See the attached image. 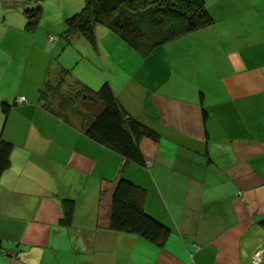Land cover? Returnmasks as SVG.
Segmentation results:
<instances>
[{"label": "crops", "instance_id": "obj_1", "mask_svg": "<svg viewBox=\"0 0 264 264\" xmlns=\"http://www.w3.org/2000/svg\"><path fill=\"white\" fill-rule=\"evenodd\" d=\"M52 1L56 21H45L53 6L42 1L43 18L28 27L33 4L0 0V137L14 144L0 178V264H264L254 261L264 250V0H203L210 24L143 50L146 70L113 85L159 133L149 166L94 139L87 119L45 105L46 83L69 69L58 30L85 4ZM181 43L184 56L157 52ZM120 176L146 190L145 209L170 227L163 245L98 225Z\"/></svg>", "mask_w": 264, "mask_h": 264}, {"label": "trees", "instance_id": "obj_2", "mask_svg": "<svg viewBox=\"0 0 264 264\" xmlns=\"http://www.w3.org/2000/svg\"><path fill=\"white\" fill-rule=\"evenodd\" d=\"M28 27L37 24L41 15L43 0H26ZM30 7V6H29ZM212 18L203 0H85L80 12L65 18V36L70 38L75 34L83 35L92 45L96 44V27L105 26L132 47L146 51L158 44L196 31L210 24ZM159 27L162 34L158 38H145V26ZM70 69L63 68L53 85L46 83L42 90L45 105L52 110L53 101L50 95L60 99L58 114L63 109L75 105L77 98L89 108L90 118L87 122V133L94 139L109 145L119 152L126 160L146 164L149 158H154L159 144V133L143 124L129 114L120 104L115 91L108 83L99 90H93L79 82L71 83L73 87L71 98L60 91ZM74 92V93H73ZM75 94V95H74ZM27 98V97H26ZM96 105L97 110L90 107ZM71 108V109H72ZM5 116L9 113V105L4 106ZM206 116V113H205ZM14 144L0 137V178L11 165V153ZM106 189L102 190L105 197ZM110 203L106 210L101 205L98 225L115 231L136 234L151 242L163 245L171 229L168 225L151 215L145 209L143 202L146 190L134 181L120 176L110 187ZM1 245V240H0Z\"/></svg>", "mask_w": 264, "mask_h": 264}, {"label": "rangeland", "instance_id": "obj_3", "mask_svg": "<svg viewBox=\"0 0 264 264\" xmlns=\"http://www.w3.org/2000/svg\"><path fill=\"white\" fill-rule=\"evenodd\" d=\"M47 2V4H52L53 8L50 9L46 13V22H55L57 17V10L54 6H59L58 4L54 3L52 0H43ZM50 2V3H48ZM43 3V2H42ZM72 3L70 0H64L63 5L65 7H69V5ZM84 7V6H83ZM79 8L77 11L72 12L68 14L70 16L74 15L75 13H78L83 8ZM43 12V7L41 6ZM42 18H43V13ZM41 16V15H40ZM40 27L37 28V30ZM97 28V27H96ZM65 25L62 26L61 30H58V33H61V39H63L62 43V55L61 58H65L68 61V68L74 74L76 77H82L85 79H90L92 83L91 89L93 90H99L104 84L108 83L113 87H122L129 83L131 76H136L138 71H145L147 68V65L151 64V57H144L143 56V48L140 47L138 49L132 47L127 42H124L121 40V38L118 36L117 33L109 30L108 28H101L98 27L95 32L96 36V44L92 45L89 40L83 39L84 44L80 43V41L71 42L68 41L67 37L65 36ZM37 30H34L32 32V36L37 34V38L39 41H41L43 30H45V26L43 27L41 25V30L37 32ZM144 34L145 38H151L153 37L157 38L160 37L162 34V31L159 27H152V26H145L144 27ZM48 35V34H47ZM99 40V42H98ZM159 45V44H158ZM161 46V44L159 45ZM184 43H181L180 45L171 46V47H158L157 52H161L166 57V51L167 54H170L171 56H184L183 48ZM74 48L77 49L78 54L75 53ZM101 50L106 51L107 55L104 57L101 53ZM149 58L148 61H146ZM182 59V57H181ZM180 60L177 59L176 62ZM147 64V65H146ZM75 67V68H72ZM73 69V70H72ZM128 75V76H127ZM127 78V79H126ZM81 79V78H80ZM136 78H133L132 80H135ZM83 82L87 83L83 79H81ZM136 82V80H135ZM88 84V83H87ZM90 87V86H89ZM73 87L70 86V83L67 84L65 82L63 86L61 87L60 91L65 94L67 98H71V92ZM75 92V91H74ZM73 92V93H74ZM75 95V94H74ZM48 99H51L53 101L54 108L57 109L60 103L59 97H53L52 95L49 96ZM83 97L77 98L75 105L73 106H79L78 109H80L81 112L76 111L72 108V106L68 107L69 109L65 110L63 109V112L71 111L76 116L82 117L85 119H89L90 115L88 114L89 108L85 107L86 105L82 101ZM72 108V109H71ZM81 118V119H82Z\"/></svg>", "mask_w": 264, "mask_h": 264}, {"label": "built area", "instance_id": "obj_4", "mask_svg": "<svg viewBox=\"0 0 264 264\" xmlns=\"http://www.w3.org/2000/svg\"><path fill=\"white\" fill-rule=\"evenodd\" d=\"M51 40L54 41L55 38L52 36V37H51ZM16 102H17L18 104H20V103H25V102H27V98H26L25 95H20V96L17 97ZM151 163H152L151 160H148V161L146 162V164H147L148 166L151 165ZM263 258H264V250L261 249V250H258V251L255 253L254 261H255V262H260V261L263 260Z\"/></svg>", "mask_w": 264, "mask_h": 264}]
</instances>
